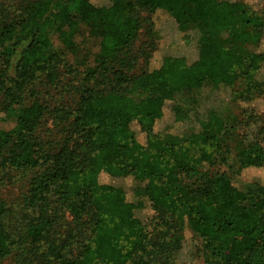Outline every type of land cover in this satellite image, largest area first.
<instances>
[{
    "label": "trees",
    "instance_id": "16d2710c",
    "mask_svg": "<svg viewBox=\"0 0 264 264\" xmlns=\"http://www.w3.org/2000/svg\"><path fill=\"white\" fill-rule=\"evenodd\" d=\"M141 10L148 17L135 50ZM156 12L181 35L185 19H206L211 30L252 51L241 56L197 43L193 61L169 52L152 67L161 36ZM263 44L264 7L255 11L243 2L34 0L0 20V97L21 107L14 126L0 129V172L30 175L20 229L0 203V261L175 264L178 241L171 232L182 209L202 264H264V183L238 178L264 169V122L262 133L233 158L225 144L232 127L216 113L196 138L167 143L157 130L158 123L177 119L176 100L185 90L222 85L231 88L233 106L264 103ZM140 61L144 68L136 73ZM40 78L52 87L65 78L77 81L69 123L60 141H45L48 148L38 136L46 108L22 98ZM128 180L146 182L149 219L138 216L144 204L134 192L136 201L128 200ZM60 214L73 220L63 238L55 233Z\"/></svg>",
    "mask_w": 264,
    "mask_h": 264
},
{
    "label": "rangeland",
    "instance_id": "374dc122",
    "mask_svg": "<svg viewBox=\"0 0 264 264\" xmlns=\"http://www.w3.org/2000/svg\"><path fill=\"white\" fill-rule=\"evenodd\" d=\"M33 1L0 0V20H6L13 13H20L25 6ZM216 1L228 3L243 2L255 11L264 7V0ZM109 2L110 0H92L95 6L108 5ZM161 14V12H156L153 16V22L161 36L157 50L153 55L154 57L149 63L152 67L157 63V58L167 55L169 52L186 58L188 62L193 61L197 54L195 49L197 43L217 44L229 52L241 56H247L252 51V47L232 41L228 33L211 30L210 22L206 19H185L181 24L183 31V35H181L176 31L174 22ZM136 17L140 23L141 30L137 34L133 47L138 50L144 41V25H146L144 21L148 14L146 11L141 10ZM78 41L80 42V40ZM87 46L90 49L92 46L91 42H88ZM261 49L264 50V44ZM144 65L145 63L140 61L135 72L139 73L143 70ZM259 77L264 78V69L259 74ZM67 79L61 80L58 87H52L46 84L43 78H40L32 85H29L23 92L22 98L26 104L36 100L46 108L42 126L38 132L40 142L44 148H48L45 141L52 143L60 141L63 128L69 123L66 112H71L74 105H76L78 95V90L76 89L77 81H68ZM230 91L226 86L218 85L216 88L204 86L196 90L181 92L176 100L177 119L174 120L173 116H171L168 121L157 124V130L162 132L163 140L168 143L198 137L203 131L202 125L206 121L207 116L211 113H216L223 118L228 127H232L227 128L225 144L233 158L238 148L251 143L258 137L259 133H262L264 103L261 100H255L239 102L233 106L230 102ZM20 111L21 107L9 103L7 98L0 97V129L10 130L14 126ZM224 170L227 171L225 168ZM29 177L30 175L12 170L7 171V173L0 172V203L12 213L11 217L7 216V218L12 221V227L15 229H20L22 225L21 221L25 210L21 208V198L27 189ZM238 178L248 182L258 181L264 183V169L244 170ZM105 180L104 178L100 179L101 182ZM186 184L191 185L190 182H186ZM127 185L129 188L128 200L134 201L136 199L144 204V209L138 213V216H141L142 220L149 219L150 212L145 195L146 182L144 180H128ZM132 193L135 194V199ZM60 215L62 220L56 227L55 233L57 237L63 238L65 237L64 235H67L66 231L68 228H73V220L68 215ZM8 219L6 220L9 221ZM83 220H86V217H83ZM171 234L178 241V249L173 256L175 264H202L198 258V242L187 228V216L182 209L174 220ZM77 253L78 248L75 246L72 254ZM14 259L13 257L12 259L6 258L0 261V264H14Z\"/></svg>",
    "mask_w": 264,
    "mask_h": 264
}]
</instances>
